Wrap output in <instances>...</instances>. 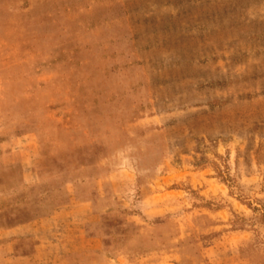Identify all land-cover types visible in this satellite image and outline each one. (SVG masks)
<instances>
[{"label":"rangeland","instance_id":"1","mask_svg":"<svg viewBox=\"0 0 264 264\" xmlns=\"http://www.w3.org/2000/svg\"><path fill=\"white\" fill-rule=\"evenodd\" d=\"M2 148L0 228L104 180L112 259L264 264V0H0Z\"/></svg>","mask_w":264,"mask_h":264},{"label":"crops","instance_id":"2","mask_svg":"<svg viewBox=\"0 0 264 264\" xmlns=\"http://www.w3.org/2000/svg\"><path fill=\"white\" fill-rule=\"evenodd\" d=\"M12 151L2 148L0 158L9 157ZM60 177L61 191L58 192L54 187L52 199L55 204L51 205L52 208L48 206L46 212L31 221L0 228V250H5L6 261L75 264V253H88L96 257L106 255L111 263L128 264L125 257H110L118 252L119 245L118 241L115 247L107 245L109 235L104 218L110 213L106 203L110 196L105 181L101 180L97 189H85L83 186L87 184L84 182L86 179ZM53 179L55 183L56 178ZM28 181L40 187L49 179L37 175ZM58 193H61L59 198ZM57 199L61 201L57 202Z\"/></svg>","mask_w":264,"mask_h":264}]
</instances>
